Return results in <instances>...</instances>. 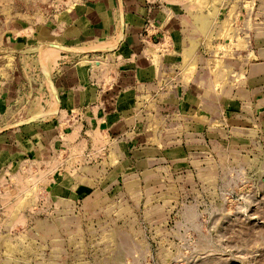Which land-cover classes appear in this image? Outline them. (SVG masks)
<instances>
[{"label":"rangeland","instance_id":"obj_1","mask_svg":"<svg viewBox=\"0 0 264 264\" xmlns=\"http://www.w3.org/2000/svg\"><path fill=\"white\" fill-rule=\"evenodd\" d=\"M87 1L0 0V128L33 135L0 169V264H264V0H145L176 12L182 45L117 131L52 91L94 59L108 88L105 50L16 46Z\"/></svg>","mask_w":264,"mask_h":264},{"label":"crops","instance_id":"obj_2","mask_svg":"<svg viewBox=\"0 0 264 264\" xmlns=\"http://www.w3.org/2000/svg\"><path fill=\"white\" fill-rule=\"evenodd\" d=\"M144 1L135 0L136 5L132 2L125 3L124 0H91L76 4L58 12L51 22L43 23L36 30L32 29L35 34L32 33L31 38L17 39L18 47H25L33 44L34 40H40L58 44L60 48L84 44L83 47L89 48L80 51L84 53L100 49L107 52V60L104 61L107 62V75H110L111 79L108 88L96 92L95 82L91 81L99 60H89L86 71L81 65H71L68 66V72L58 74V87H54L58 97V113L62 115L70 111L77 112L89 123L112 127L115 131L127 126H136L137 93L143 86L153 83L168 64L175 62L178 48L182 45V21L176 12L170 8V16L166 15L161 6L146 8ZM120 11L123 12V18ZM156 38L166 45L160 53H155L156 49L151 48ZM111 39L115 40L114 44ZM91 46H94V49ZM77 53L79 51L61 49L57 55L62 54L61 58H64ZM95 63L96 67L93 65ZM263 66L255 64L252 69L256 71ZM116 80L120 84L119 88L113 85ZM131 100L132 105L129 104ZM185 101L188 106L192 105L189 98ZM24 129L16 131L0 128V169L6 170L7 173L11 170L10 162L14 157H21L25 153L20 145H29V138L33 137L28 133L30 127ZM59 137L54 136V142H57Z\"/></svg>","mask_w":264,"mask_h":264},{"label":"bare ground","instance_id":"obj_3","mask_svg":"<svg viewBox=\"0 0 264 264\" xmlns=\"http://www.w3.org/2000/svg\"><path fill=\"white\" fill-rule=\"evenodd\" d=\"M195 18V17H194ZM196 20V19H195ZM198 21L200 22V20L198 19ZM198 21H196V22H198ZM198 22V23H199ZM199 25V24H198ZM201 26V25H200ZM199 27V26H198ZM112 40H113V42H112ZM108 42L110 41V40H107ZM114 39H111V42L114 44ZM95 44V43H94ZM101 44V43H100ZM107 44V43H106ZM56 48H60V45H54ZM84 46V44H78V45H75V46H73V47H69V46H67V47H61L60 49H63V48H65L66 50H71V51H78L79 49H81L82 47ZM112 46V45H111ZM114 46V45H113ZM50 47H52V46H50ZM92 47V46H91ZM94 47V46H93ZM92 47V48H93ZM108 47V46H107ZM44 47H38V50H40V52H42L44 49H43ZM52 48H54V47H52ZM84 48H86V49H89V48H87V47H84ZM92 48H90V49H92ZM102 48V47H101ZM110 48V47H109ZM112 48V47H111ZM47 49V48H46ZM55 49V48H54ZM78 49V50H77ZM83 49V48H82ZM94 49V48H93ZM81 51V50H80ZM83 51H84V49H83ZM49 52V51H48ZM43 53H44V51H43ZM51 53V52H50ZM52 54V53H51ZM49 55V57H52L50 54H48ZM42 56H43V54H42ZM54 58V57H53ZM48 60H49V58H48ZM47 69V68H46ZM46 74V73H45ZM50 85V86H49ZM49 87L51 88V84L49 83ZM54 89H52V91H53ZM54 92H55V90H54ZM53 92V94H56V93H54ZM53 96H55V95H53ZM57 100V99H56ZM58 103V102H57ZM52 105V104H51ZM54 105V104H53ZM54 109V108H53ZM37 109H35L34 111H36ZM47 112H49V111H41V110H37L36 112H34V114H33V116L31 117V118H34V119H36V118H44V116H46L47 115ZM51 112V111H50Z\"/></svg>","mask_w":264,"mask_h":264}]
</instances>
